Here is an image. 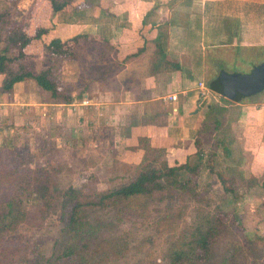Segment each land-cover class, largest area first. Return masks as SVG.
<instances>
[{
  "label": "rangeland",
  "instance_id": "obj_1",
  "mask_svg": "<svg viewBox=\"0 0 264 264\" xmlns=\"http://www.w3.org/2000/svg\"><path fill=\"white\" fill-rule=\"evenodd\" d=\"M8 5L11 4L0 0V10ZM16 6L13 18L19 21L22 16L25 17L30 31L38 26L46 27L48 32L43 36L46 42L72 31L58 26L62 22V14L53 16L46 0H19ZM81 6L78 3L75 9ZM71 10H74L72 5L63 8L60 13ZM96 48L89 44L86 52L92 54ZM208 52L210 57L204 76L207 84L217 78L221 71L244 74L264 62V45L247 44L237 49L232 45L211 47ZM32 61H28L29 67L34 68V61L38 62L37 66L40 65L39 58ZM79 64L66 60L56 63V75L66 86L76 85ZM24 89L25 86L23 88L19 84L12 93L0 94V149L6 157L4 162L10 160L6 164L8 167L18 160V167L29 169L33 180L32 191L23 196L22 203L31 222L20 223L17 233L6 236L14 245L11 249L4 248L9 243L3 245L4 250L0 249L1 260L16 261L18 264L31 263L38 257L55 260L67 243L61 225L67 198L57 191L67 186L84 195L89 193L87 187L107 190L129 179L144 164L160 163L165 154L164 150L155 149L149 144L145 147L144 155L141 150H132L131 145L135 144L138 133L133 130L137 126L134 124L144 122L134 117L137 112L132 108L128 112H134L127 115L126 112L113 114L111 109L102 113L93 106H77L71 112L66 106L43 110L31 104L39 100L42 103L41 90L34 84L27 85L26 90L30 93L25 95ZM213 94L219 101L210 98V107L203 106L200 137L205 161L194 178L193 194L190 196L166 188L160 195L137 199L133 203L135 214L124 215L113 207L86 208L84 214L91 223L99 224L100 230L96 239L99 247L83 254L85 264H168V251L175 241L185 242L184 249L188 246L189 250L197 232L208 226L215 208H220L229 218L237 220L242 218L246 207L256 209L255 201L261 191L245 189L254 181L253 176L242 178L237 151L231 152L228 157L224 155L223 146L227 144L226 147H230L232 140L228 119L234 111L228 110L223 103L230 100L215 91ZM119 137L122 139L119 140ZM194 159L193 156L189 162L193 163ZM209 166L213 170L210 171ZM216 171L224 173V182L214 175ZM2 187L9 188L10 185L4 182ZM246 221L247 232L254 237L250 230H253L256 218H247ZM235 232L231 227L229 232H223L215 240L213 256L205 264H218L230 241L237 238ZM252 248L251 252L238 254L234 261L264 264V242L257 241ZM12 251L17 253L13 255Z\"/></svg>",
  "mask_w": 264,
  "mask_h": 264
},
{
  "label": "crops",
  "instance_id": "obj_2",
  "mask_svg": "<svg viewBox=\"0 0 264 264\" xmlns=\"http://www.w3.org/2000/svg\"><path fill=\"white\" fill-rule=\"evenodd\" d=\"M78 3L81 5L82 1L69 5L74 9L72 12L53 14L58 17L62 14L58 26L72 30L55 37L88 34L106 38L127 53L135 52L148 39L162 43L166 58L180 66L170 72L144 70L138 63L153 59L156 48L151 45L126 64V77L130 81L124 84L118 75L119 85L102 88L98 82L93 83L90 93L83 94L89 96L92 104L82 107L93 106L102 113L111 109L117 115L137 112L134 117L144 122L134 124L137 126L133 130L138 133L132 150H141L144 155L149 144L165 151L164 160L170 166L187 162L197 152L196 140H201L203 106L210 107V98L219 101L204 78L210 57L208 49L228 45L234 49L247 44L263 46L264 0H99V6L93 10L82 6L75 9ZM199 82L207 88L204 97L200 95ZM19 84L23 85L17 83L14 89ZM28 92L25 90L24 94ZM169 94H177V100L169 101L166 98ZM42 103L39 100L31 104L43 110L66 106L71 112L69 104ZM223 104L234 111L228 119L232 135L229 155L236 151L239 154L243 179L253 176L254 181L245 187L246 191H261L255 201L256 209L246 207L241 219L247 222V218H256L253 230L264 238V90ZM131 108L134 111L128 112Z\"/></svg>",
  "mask_w": 264,
  "mask_h": 264
},
{
  "label": "trees",
  "instance_id": "obj_3",
  "mask_svg": "<svg viewBox=\"0 0 264 264\" xmlns=\"http://www.w3.org/2000/svg\"><path fill=\"white\" fill-rule=\"evenodd\" d=\"M5 1L11 5L4 6L0 10V94H10L17 83H23L25 90L27 85L37 86L41 90L42 101L45 102L70 104L80 101L84 93H90L91 86L95 82H98L102 88H109L114 84L119 85L121 79L124 84L130 81L126 77V64L140 57L142 53L149 50L151 45L156 48V52H152V55H155L153 59L138 63L144 70L149 69L155 73L170 72L180 68L177 62L166 58L162 43L155 41L152 43L148 39H144V45L135 52L128 53L117 49L116 45L106 38L90 37L88 34H75L64 39L55 37L46 42L43 36L48 29L38 26L34 31H30L25 17L22 16L19 21L13 18L19 0ZM46 1L49 3L52 14H55L77 0ZM81 1L82 7L87 9L90 7L93 10L94 7L99 6V0ZM89 44L97 47L92 54L86 52ZM34 58H39L40 65L37 66L38 62L34 61L36 66L33 64L34 68H31L28 66V61ZM64 60L80 62V73L75 86H66V83L56 75V63ZM81 61L85 64L81 65ZM118 75L121 77L120 80ZM208 87L215 92L219 91L216 78L208 83ZM243 98L245 97L238 96L234 101ZM195 143L197 152L193 163H190L188 159L183 164L170 166L166 160L162 159L163 161L157 164L152 162L144 164L129 179L107 190L87 187L89 193L84 195L72 186H67L57 191L67 198V207L61 221L67 243L55 260L50 258L44 260L38 257L31 263L22 264H85L83 254L99 247L96 239L100 230L99 224L91 223L84 214L88 207H113L118 213L127 215L135 214L133 203L137 199L160 195L166 188L191 196L195 189L194 178L205 161L201 140L197 139ZM223 150L224 155L228 156L229 149L223 146ZM2 151L0 149V249H3L5 243H9L4 247L8 250L12 248L13 243L7 240L6 236L17 233L20 223L31 222L27 219V212L22 203L23 196L32 191L33 180L29 169L18 167V160H15V165L11 164L7 167L6 164L10 163V160L4 162L6 157L2 155ZM209 170L213 168L209 166ZM213 173L218 180L222 182L226 180L222 171ZM4 182L10 187H2ZM226 191L234 190L226 189ZM207 224L206 229H200L190 243L191 251L187 250V245L186 250L184 249L185 242L175 241L168 251V264L207 263L213 256L215 240L223 232H229L231 227L236 230L237 238L230 241V246L218 264H242L234 261L238 254L243 251L251 252L257 241L264 242V238L254 230H250L254 233V237H250L242 219L229 218V215L220 208H215ZM11 253L14 255L17 252ZM0 264L18 263L0 259Z\"/></svg>",
  "mask_w": 264,
  "mask_h": 264
},
{
  "label": "water",
  "instance_id": "obj_4",
  "mask_svg": "<svg viewBox=\"0 0 264 264\" xmlns=\"http://www.w3.org/2000/svg\"><path fill=\"white\" fill-rule=\"evenodd\" d=\"M222 97L234 100L236 97H249L264 89V62L256 65L248 73H227L221 71L216 78Z\"/></svg>",
  "mask_w": 264,
  "mask_h": 264
},
{
  "label": "built area",
  "instance_id": "obj_5",
  "mask_svg": "<svg viewBox=\"0 0 264 264\" xmlns=\"http://www.w3.org/2000/svg\"><path fill=\"white\" fill-rule=\"evenodd\" d=\"M198 87L200 88V95L202 97L206 96L207 88L204 86V84L202 82H199ZM166 98L169 101H176L177 100V94H169V95H167ZM91 104H92V102H91V99L89 98V96L84 95L79 102L70 104V108H71V110H76L77 106H89Z\"/></svg>",
  "mask_w": 264,
  "mask_h": 264
}]
</instances>
